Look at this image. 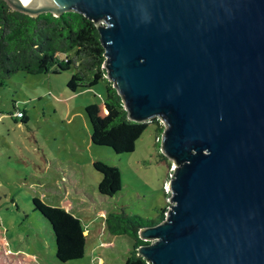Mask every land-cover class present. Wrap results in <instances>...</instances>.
I'll use <instances>...</instances> for the list:
<instances>
[{
    "label": "water",
    "instance_id": "obj_1",
    "mask_svg": "<svg viewBox=\"0 0 264 264\" xmlns=\"http://www.w3.org/2000/svg\"><path fill=\"white\" fill-rule=\"evenodd\" d=\"M93 21L129 119L163 123L164 218L149 264H264V0H3Z\"/></svg>",
    "mask_w": 264,
    "mask_h": 264
},
{
    "label": "rangeland",
    "instance_id": "obj_2",
    "mask_svg": "<svg viewBox=\"0 0 264 264\" xmlns=\"http://www.w3.org/2000/svg\"><path fill=\"white\" fill-rule=\"evenodd\" d=\"M75 73V67L59 74L20 72L0 87V236L10 250L30 258L35 254L38 264H101L100 255L112 256L105 254V246L115 244V237L104 228L106 212L100 210L82 219L88 234L84 257L66 263L56 259L52 229L34 210L33 198L69 210L72 203L64 193H53L63 185L59 180L65 171L80 169L79 187L96 193L102 175L94 162L117 167L122 190L107 206L109 211L154 219L169 206L166 184L175 166L166 156L162 159V133L157 128L163 123H149L130 153L117 154L110 147L93 144L85 108L105 101L106 84L101 80L71 91L68 81ZM17 109L26 113V123L16 116ZM64 185L68 196L79 189ZM118 245L123 247L121 242Z\"/></svg>",
    "mask_w": 264,
    "mask_h": 264
},
{
    "label": "trees",
    "instance_id": "obj_3",
    "mask_svg": "<svg viewBox=\"0 0 264 264\" xmlns=\"http://www.w3.org/2000/svg\"><path fill=\"white\" fill-rule=\"evenodd\" d=\"M104 61L99 32L94 22L83 14L65 12L59 16L51 13L30 16L13 10L0 0V87L20 72L30 75L59 74L71 67L77 69L68 81L71 91L105 81V101L85 108L91 125L90 139L93 144L110 147L117 154L130 153L135 151L136 142L148 124H159L160 120L155 118L152 122L141 123L129 119L120 95L106 78ZM22 119L27 122L25 112ZM157 129L162 133L163 127ZM162 159L166 157L162 156ZM93 165L102 175L96 193H88L83 186L79 187L78 182L82 178L80 169L70 173L63 171L64 175L59 180L63 185L59 184L53 193L56 196H63L64 193L65 199L72 203L69 210L50 205L39 197L33 198L34 210L41 213L52 229L56 259L62 263L82 259L88 236L82 219L105 210L103 225L115 237V244L105 246V254L111 253L112 256L100 255L101 264H149L138 254V247L147 243L139 237V231L160 222L165 210L160 209L154 219L128 215L124 211H109L107 206L122 190L119 169L101 161H95ZM64 183L78 186L76 194L81 195L70 193L68 196ZM117 242H121L123 247ZM0 264L38 263L21 252L10 250L0 236Z\"/></svg>",
    "mask_w": 264,
    "mask_h": 264
},
{
    "label": "built area",
    "instance_id": "obj_4",
    "mask_svg": "<svg viewBox=\"0 0 264 264\" xmlns=\"http://www.w3.org/2000/svg\"><path fill=\"white\" fill-rule=\"evenodd\" d=\"M16 116L22 118L23 117V111H17Z\"/></svg>",
    "mask_w": 264,
    "mask_h": 264
},
{
    "label": "bare ground",
    "instance_id": "obj_5",
    "mask_svg": "<svg viewBox=\"0 0 264 264\" xmlns=\"http://www.w3.org/2000/svg\"><path fill=\"white\" fill-rule=\"evenodd\" d=\"M23 4L29 5L32 0H20Z\"/></svg>",
    "mask_w": 264,
    "mask_h": 264
},
{
    "label": "crops",
    "instance_id": "obj_6",
    "mask_svg": "<svg viewBox=\"0 0 264 264\" xmlns=\"http://www.w3.org/2000/svg\"><path fill=\"white\" fill-rule=\"evenodd\" d=\"M64 206V205H63ZM64 208L65 209H67L65 206H64ZM68 210V209H67ZM86 234H87V231H86ZM31 257H32V259L34 258V259H37V256L35 255V254H31Z\"/></svg>",
    "mask_w": 264,
    "mask_h": 264
}]
</instances>
